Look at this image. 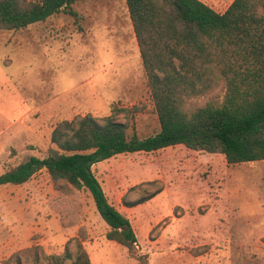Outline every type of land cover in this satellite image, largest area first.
<instances>
[{
    "label": "rangeland",
    "instance_id": "obj_1",
    "mask_svg": "<svg viewBox=\"0 0 264 264\" xmlns=\"http://www.w3.org/2000/svg\"><path fill=\"white\" fill-rule=\"evenodd\" d=\"M202 1L224 13L234 0ZM73 10L78 17L61 12L0 30V175L57 148L51 136L65 120L135 107L133 120L116 119L140 138L160 131L127 0H85ZM226 90L220 83L188 104L222 103ZM93 171L129 219L136 256L107 239L111 229L89 191L63 193L44 169L23 185L0 187V264L33 246L76 257L72 239L92 264H264V161L230 165L178 145L120 154ZM141 198L151 199L126 205Z\"/></svg>",
    "mask_w": 264,
    "mask_h": 264
},
{
    "label": "trees",
    "instance_id": "obj_2",
    "mask_svg": "<svg viewBox=\"0 0 264 264\" xmlns=\"http://www.w3.org/2000/svg\"><path fill=\"white\" fill-rule=\"evenodd\" d=\"M80 1L85 0H0V30L26 29L61 12L78 17L73 5ZM127 6L160 131L140 138L130 133L128 122L116 119L124 113L133 120L139 112L135 107L116 108L102 119L88 114L62 121L51 136L57 148L6 170L0 187L23 185L45 169L59 191H89L111 229L107 239L136 256V233L109 202L93 167L120 154L178 145L223 155L230 165L264 161V0H234L224 13L202 0H127ZM220 83L227 88L222 103L188 104ZM71 242H76V257L68 248L56 255L33 246L3 264H92L83 243Z\"/></svg>",
    "mask_w": 264,
    "mask_h": 264
}]
</instances>
